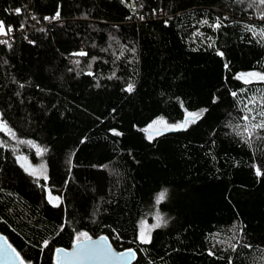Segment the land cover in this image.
Masks as SVG:
<instances>
[{"label":"trees","instance_id":"16d2710c","mask_svg":"<svg viewBox=\"0 0 264 264\" xmlns=\"http://www.w3.org/2000/svg\"><path fill=\"white\" fill-rule=\"evenodd\" d=\"M0 24V234L24 264L81 236L264 264V0H0Z\"/></svg>","mask_w":264,"mask_h":264},{"label":"water","instance_id":"95a60500","mask_svg":"<svg viewBox=\"0 0 264 264\" xmlns=\"http://www.w3.org/2000/svg\"><path fill=\"white\" fill-rule=\"evenodd\" d=\"M52 260L53 264H133L135 252L130 249L116 251L104 236L86 237L75 241L69 249L56 248ZM0 264H24L20 255L2 234Z\"/></svg>","mask_w":264,"mask_h":264},{"label":"rangeland","instance_id":"374dc122","mask_svg":"<svg viewBox=\"0 0 264 264\" xmlns=\"http://www.w3.org/2000/svg\"><path fill=\"white\" fill-rule=\"evenodd\" d=\"M2 34L7 35L6 32L4 31L2 25L0 24V35H2ZM165 196H166V191H163L154 197V200H153V202L151 204V208H150V211H151L150 216H152L153 219H154V217L156 218V217L160 216V215H157L158 212L155 209V205H159L162 202V200L165 198ZM51 201L54 202V199H51ZM83 238H86V237L81 236L78 240H81Z\"/></svg>","mask_w":264,"mask_h":264},{"label":"built area","instance_id":"2783aa9c","mask_svg":"<svg viewBox=\"0 0 264 264\" xmlns=\"http://www.w3.org/2000/svg\"><path fill=\"white\" fill-rule=\"evenodd\" d=\"M11 39H12V33H9L7 35H0V44L7 43L8 41H11Z\"/></svg>","mask_w":264,"mask_h":264}]
</instances>
